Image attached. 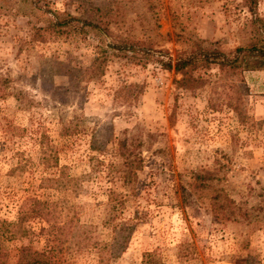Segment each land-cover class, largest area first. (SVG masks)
<instances>
[{
    "label": "rangeland",
    "instance_id": "obj_1",
    "mask_svg": "<svg viewBox=\"0 0 264 264\" xmlns=\"http://www.w3.org/2000/svg\"><path fill=\"white\" fill-rule=\"evenodd\" d=\"M47 2L75 16L109 11L113 33L151 39L171 56L231 50L248 39L249 14L240 0ZM16 6L17 15L0 14V222H14L27 198L46 200L53 222L89 226L94 240L106 244L109 230L101 220L112 189L126 197L119 219L132 232L126 250L107 264H140L153 250L163 264H264V69L243 72L241 93L234 79L217 81L214 69L202 73L203 87L186 91L176 85L178 75L154 62L134 66L118 58L99 79L85 82L81 71L96 53L95 38L29 43L27 22L40 23L28 5ZM257 12L264 16V0ZM237 102L239 114L228 106ZM118 141L141 160L133 191L120 184ZM91 144L104 153L91 151ZM42 145L56 169L41 167ZM200 169L215 171L217 186L251 210L248 223L213 222L203 204L185 195L186 182ZM58 172L66 189L38 188ZM172 185L184 203L176 202ZM25 226L34 233L47 228L37 219ZM181 243L190 245L191 259L175 258ZM6 245L12 264L21 247L40 251L44 241L31 236ZM96 260L90 249L67 263Z\"/></svg>",
    "mask_w": 264,
    "mask_h": 264
},
{
    "label": "trees",
    "instance_id": "obj_2",
    "mask_svg": "<svg viewBox=\"0 0 264 264\" xmlns=\"http://www.w3.org/2000/svg\"><path fill=\"white\" fill-rule=\"evenodd\" d=\"M241 5L249 14V20L244 28L247 30L248 39L244 46L231 50H202L196 48L174 52L171 56L168 50L160 48L151 39H135L113 33L110 28L111 12L103 16H75L67 11H56L48 8L47 0H0V14L15 16L19 13L16 5H28V13L38 19L40 25L34 26L27 22L26 39L29 43H43L54 39H85L92 36L96 40V53L81 75L85 82L99 79L108 62L114 58L124 60L134 66H145L154 62L167 72H173L180 78L176 85L186 91H193L203 87L206 79L203 72L214 69L217 81L232 80L238 83L239 92L245 90L242 74L245 71L264 69V16L257 12L258 0H240ZM24 13V12H23ZM230 110L240 113V106L228 104ZM44 145L40 151V165L46 171L56 169V163L51 161V150ZM91 151L104 153V150L94 148ZM115 154L123 161L120 173V184L123 189L133 191L137 186L135 172L140 170L141 160L134 155L132 149L125 143L118 141ZM215 171L197 170L185 184V195L205 206L213 222H244L251 219V210L238 206L222 188L217 186L218 178ZM63 173L58 172L56 177L42 178L38 186L40 189H66L62 181ZM69 182V181H68ZM180 188L182 191L183 189ZM176 200V188L171 186ZM178 189V188H177ZM175 193V194H174ZM180 203H184L181 202ZM176 200V202L178 203ZM126 202L125 195L112 189L108 191L104 205L101 225L109 230L108 243L102 244L94 240L89 232V226L53 222V204L46 200L27 198L23 208L19 210L14 222H0V264H9L10 255L7 241L28 239L31 236L43 237L44 246L40 251H32L29 247H21L12 264H68L67 259L76 255L94 250L96 264H107L111 259L120 256L127 248L132 225L128 221L119 219L120 211ZM183 206V205H180ZM39 220L47 224V228L40 227L37 233L25 226L30 220ZM51 224H48L50 223ZM188 243H181L175 247V258L179 261L191 259ZM67 255V259H66ZM140 264H163L161 255L156 251L144 252Z\"/></svg>",
    "mask_w": 264,
    "mask_h": 264
}]
</instances>
